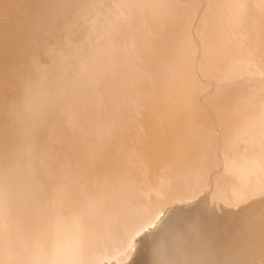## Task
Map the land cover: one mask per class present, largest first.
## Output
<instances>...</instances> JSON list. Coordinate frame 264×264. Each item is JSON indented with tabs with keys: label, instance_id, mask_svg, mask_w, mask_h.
Wrapping results in <instances>:
<instances>
[{
	"label": "bare ground",
	"instance_id": "6f19581e",
	"mask_svg": "<svg viewBox=\"0 0 264 264\" xmlns=\"http://www.w3.org/2000/svg\"><path fill=\"white\" fill-rule=\"evenodd\" d=\"M0 264H264V0H0Z\"/></svg>",
	"mask_w": 264,
	"mask_h": 264
}]
</instances>
